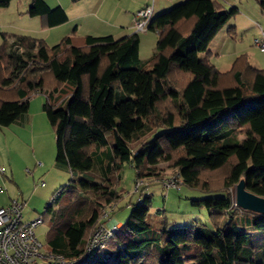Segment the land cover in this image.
<instances>
[{"label": "trees", "instance_id": "1", "mask_svg": "<svg viewBox=\"0 0 264 264\" xmlns=\"http://www.w3.org/2000/svg\"><path fill=\"white\" fill-rule=\"evenodd\" d=\"M12 1L0 0V8ZM255 1L264 13V0ZM223 2L186 0L154 18V5L144 7L152 8L148 31L157 34L146 61L136 32L86 36L82 46L74 37L50 46L33 36L2 34L0 128L27 115L35 96H45L56 162L71 172L58 190V208L39 214L44 221L51 217L47 250L66 260L84 254L103 215L117 208L119 171L128 164L136 184L143 182L142 195L177 174L181 189L222 193L193 201L206 209L211 227L172 230L164 222L154 228L146 194L121 227L126 241L117 234L118 250L95 253L86 264H264V215L235 207L232 193L243 180L246 190L264 198V69L254 68L246 54L226 72L211 63L210 45L239 14ZM26 13L43 18L44 28L68 22L62 7L45 0H32ZM227 31L235 35L234 27ZM143 139L134 152L132 145ZM162 163L171 175L159 169Z\"/></svg>", "mask_w": 264, "mask_h": 264}, {"label": "rangeland", "instance_id": "2", "mask_svg": "<svg viewBox=\"0 0 264 264\" xmlns=\"http://www.w3.org/2000/svg\"><path fill=\"white\" fill-rule=\"evenodd\" d=\"M55 3V0H50V2ZM112 1V6L111 10H113V7L115 6V10L117 9L118 12L121 10L123 11L124 8L128 7L132 3H137L138 0H111ZM142 1V0H140ZM146 0V2L149 5H155V8H158V5L160 3L166 2V0ZM176 1L175 4L171 8H174V6L179 5L186 0H173ZM251 3H254V0H249ZM76 5L81 6L82 4L79 1H75ZM169 3H167L168 5ZM253 4V5H254ZM18 4L14 3L10 10L8 12L5 11V9L0 8V45L2 44V34L7 33V34H18V35H29L33 36L35 38H42V36H47L48 35V30L49 28H44L42 27L40 23V18L38 17H30L27 13L24 14H14L18 13ZM76 6V7H79ZM108 8L109 5H107ZM259 7V5H258ZM29 8V7H28ZM169 8V7H168ZM171 8L167 9L168 11L171 10ZM81 9V8H80ZM28 11V9H26ZM77 11V9H75ZM166 10V12H167ZM5 11V12H4ZM25 11V12H27ZM75 13V11H73ZM165 12V11H164ZM83 13V12H82ZM123 13H125L123 11ZM163 13V12H162ZM102 18L103 22H107L108 24H113V19L111 18V13L108 15L106 13H100L99 15ZM124 16V15H123ZM156 15L153 16V18ZM100 17H98L100 19ZM122 19L124 17H121ZM112 20V21H111ZM260 23L262 21L258 20ZM123 22L124 20L121 21H114L115 25H120L124 26ZM101 24H105L100 22ZM99 24V23H98ZM262 24V23H261ZM110 27V26H108ZM105 28V27H104ZM262 31L260 32V37L262 34ZM264 32V31H263ZM140 35V40L142 42V47L140 50V59L142 61L148 60L152 55L155 53L156 50V43H157V34L154 32L148 31L146 33L139 32ZM60 34L53 35L54 37L50 38L49 43L50 46L56 45L57 41L56 36L58 37ZM144 36V39H143ZM147 36V37H145ZM255 35H250L248 32L239 35L236 43L232 41L231 45L227 48L224 49L223 47L220 50H225L228 55L232 54L233 48L236 47H246L250 46L253 47L254 51L259 53V48L254 45L253 40ZM259 37V38H260ZM120 38V37H116ZM257 39V38H256ZM250 44V45H249ZM257 49V50H256ZM228 50H230L228 52ZM260 54V53H259ZM203 54L200 56L202 57ZM211 62H215V56L211 57ZM228 59L224 56H220V58L216 61L218 68L223 69L224 71L221 72H226L229 70V63H226ZM221 65V66H220ZM264 68V67H263ZM41 100L45 99L46 97L42 96L39 98ZM31 102V101H30ZM42 106V104H41ZM42 108V107H41ZM40 108V109H41ZM45 123H44V129L41 131L42 133V140H44V149L46 153L48 154L50 152L51 160L55 161V152H54V147H55V138L54 134L52 132L51 126L48 122V119L45 116ZM46 126V129H45ZM4 128H0V131H6ZM41 130V127L37 130V133ZM163 130L160 129L158 131L153 132L150 134L148 137L145 139L149 140L152 139L154 136L158 135L161 133ZM26 136V133H24ZM6 136V138H5ZM21 141H18L12 134L6 133V135H0V167L3 168L5 171L8 169L10 170L9 165H12L14 171H15V179L19 184L22 185L23 190L26 193H29L30 189L32 190L36 187L38 188L37 194L42 195L41 191H45L47 188H41L40 184L41 182H45L46 184L49 183V180L53 177L52 175H49L48 178L46 176L47 170L49 168V165L47 163L44 164V166H40L38 164V161L36 160L34 163L31 162L30 157L28 156L26 150H29V144L24 139L23 135H21ZM241 139H244V136H240ZM23 139V140H22ZM145 139H143L140 143L138 144H133L132 148L133 151H138L139 147H141V144L144 143ZM42 140H39L42 142ZM110 144L113 141V137L109 138ZM107 156H108V150L105 149L103 150L102 158L107 161ZM39 165V166H38ZM46 165V166H45ZM36 166V171L33 170L34 167ZM168 166L165 163H162L159 165V169L164 170L163 172L166 173V176L171 175V171L168 170ZM6 168V169H5ZM27 169L34 171V178L32 175L28 174ZM98 171V170H97ZM9 175L11 177V172L9 171ZM96 173V172H95ZM2 174H0V188L2 189H9V186L6 185L4 181L7 180H2L1 177ZM57 182L60 183V186L58 188H62L66 186L70 182V178L66 177V175H59L58 178L54 179ZM61 180V182H60ZM66 180V181H65ZM9 184L10 182L7 181ZM119 184H118V189L117 191L119 192L121 199L117 205L116 210L112 213V218L114 219L115 222H124L128 219V217L131 214L133 205L136 204L140 199L144 198V195L150 194L152 196V205L150 208L149 212V219L151 225H153L154 228L159 229L161 228L164 224L166 223L168 229H183L186 226H191L196 223H202L205 225L210 226L209 223V218H208V213L204 207H198L193 204L194 200H200V199H206V198H211L213 196H223L222 193L218 194H213L209 193L208 191H204L201 189H196L194 187H188V186H183L181 190H176V189H163L161 185H156L151 187L147 193L144 192L143 195L137 190L141 188V185L136 188V172L134 169H132L128 164H125L121 170L119 171ZM13 184V183H12ZM16 184V183H15ZM143 185V183H142ZM137 189V190H136ZM59 190V189H58ZM57 190V191H58ZM231 192V191H230ZM6 192H4L5 194ZM56 192H53L49 199L44 202L42 205L41 210H44L45 205H47L52 198V196ZM233 196L235 198V188L232 190ZM3 194V193H2ZM48 194V193H47ZM28 196V194H27ZM33 205V203L31 204ZM54 208L57 209L58 205H54ZM36 210V209H35ZM108 211V210H107ZM239 215H243V212L238 211L237 212ZM107 214V212H106ZM104 216V215H103ZM106 217L105 219H107ZM103 221V217H102ZM109 223V222H107ZM49 227H50V222H46L44 225H41L37 229V237L38 239L44 244H47V237H48V232H49ZM119 235L122 234L120 231L118 233ZM111 243V241H110Z\"/></svg>", "mask_w": 264, "mask_h": 264}, {"label": "crops", "instance_id": "3", "mask_svg": "<svg viewBox=\"0 0 264 264\" xmlns=\"http://www.w3.org/2000/svg\"><path fill=\"white\" fill-rule=\"evenodd\" d=\"M31 1L32 0H13L10 6L7 9H5V11L8 12L12 7V5L14 3H17L18 4L17 7L19 10L18 13H14V14L17 15H20L21 13L24 14L26 13L25 11H27L26 9H28ZM45 1L51 8L62 7L68 15V22H66L63 25L56 26L54 28H49L48 30L49 33L47 36H42V38H38L45 40L49 45H50L49 39L57 34H60L58 37L56 36L57 41L60 42L65 37H74V44L78 46H82L84 44V39L86 36H94V37L114 36L115 38L116 37L122 38L126 35H130L132 33H135V31L132 28V23L136 12L149 5L146 2V0H142V1L138 0L137 3H132L128 7L124 8L123 11L125 13H123L122 10L120 12H118L117 9L115 10V6L113 7V10H111V6H112L111 0H81L79 1L82 4L81 6L76 5V2L73 0H55V3H53V1L50 2V0H45ZM254 2L255 4L251 3V1L249 0H226V4L223 2V5L225 6L226 9H230L233 6L237 7L239 9V14L233 20L230 21V23L224 28L221 34L212 42V44L209 47V51L211 52L212 56L213 57L215 56V62L214 63L211 62V63L214 66H216L218 70L224 71L223 69L218 68V65L216 63V61L220 58V56H224V58L226 57L228 59L226 63H229L230 65L229 67L231 68L236 58L243 54H246L248 56V60L254 68L259 70L264 69L263 68L264 50L259 49L260 50L259 51L260 54H259L256 51H254L253 47L250 46L236 47V48L232 47L231 50H233V52L230 55H228V53H226L225 50H223L224 46L225 48L229 47L232 44L231 43L232 41L236 43L239 35L248 32L250 35L252 34L255 35L254 39L256 40V38L258 39L260 37L261 30L264 31V13L261 11L260 7H258V4L255 0ZM167 3L169 4L167 5ZM175 3L176 1L166 0V2L160 3L157 9L155 8L154 5V15H158L159 13L166 11L167 9L171 8ZM107 5H109L110 8H108ZM75 9H77V11ZM73 11H75V13ZM100 13H106L108 15L111 13L113 24L110 23L108 24L107 22H103L102 18L99 16ZM98 17H100V19ZM121 17L124 18L122 19ZM39 20L42 27H44V23H45L44 19L40 18ZM116 20L118 21L124 20L125 22H123V25H125V27L120 26L119 24L115 25L114 21ZM258 20L262 21L261 22L262 24ZM100 22L105 24H101ZM229 27L235 28L234 36L228 33L227 30ZM52 34L54 36H52ZM255 40H253V42ZM141 47H142V42L140 44V50ZM222 47L223 49L220 50ZM229 51L230 50H228V52ZM41 97L42 96L38 95L31 100L30 110L27 115L20 118L10 127L4 128L6 131H2V130L0 131V135L1 134L6 135V133L9 132V134H12V136H14L18 141H21L22 138L21 135H23L24 139H26V141L29 144V150H26V152L30 157L31 162L34 163L37 160L38 164L42 167L44 166L45 163H47L49 165V168L46 173L47 178L49 175L53 174V177L49 180V183L48 184L45 183V186L41 187V188H47L45 191H41L42 195L37 194L38 188L36 187L33 190L31 188L29 193L25 194L24 192L25 189L23 190L22 185L19 184L16 180H14L15 171L12 165L10 164L8 165L10 168L9 171L11 172V177L9 175L10 173L8 169L5 171L4 173L5 175L4 174L1 175L2 180H7L11 182L9 184L7 181H4L6 185L9 186V189L5 188L3 189L2 192H0V208L8 206L12 199H19L23 201L25 203L24 212H23L24 221H31L35 219L39 214H42L44 212L46 205L44 210H41L44 202L49 199L50 195L53 192H56L58 189H60L58 188L60 186V183L59 182L56 183L54 179L58 178L59 175H63V174L71 179V172L69 168L66 165L57 163L56 158L55 161L51 160L50 152L47 154L44 149L45 143L44 140H42L41 131L44 129V123H45V117H43L45 116V113L43 111V105L45 104V99L43 100L39 99ZM40 127L41 130L37 133V130ZM24 133H26V136L24 135ZM39 140H42V142ZM54 152L56 157V142H55ZM33 170L36 171V166L34 167ZM27 172L28 174L32 175L33 178L35 177L34 171L27 169ZM4 192L6 193L4 194ZM32 203L33 205H31ZM112 213L113 212L109 213L107 219L103 218V222H110V223L114 222V219L111 217ZM46 222H50V227H49V232H50L51 223H52L50 216H47V219L44 221V224ZM118 223L121 226H123L124 224V222H118ZM49 232H48V237H49ZM116 237H118L121 240V242L126 241V237L123 234L121 235L118 234V236ZM116 237L111 240V243L110 242L108 243L107 250L116 251L119 249ZM44 246L46 249H48L47 244Z\"/></svg>", "mask_w": 264, "mask_h": 264}, {"label": "built area", "instance_id": "4", "mask_svg": "<svg viewBox=\"0 0 264 264\" xmlns=\"http://www.w3.org/2000/svg\"><path fill=\"white\" fill-rule=\"evenodd\" d=\"M152 8L147 7L136 12L132 28L136 33L148 32L151 23ZM254 45L264 49V32L254 41ZM0 173L5 171L0 168ZM165 189L181 190L183 185L180 176L174 175L161 181ZM137 181L136 188L142 185ZM41 187L45 182H41ZM137 190V189H136ZM3 189L0 188V192ZM60 192L57 191L46 207L58 203ZM25 203L19 199H12L6 207L0 208V264H86L95 254L108 249V243L120 232L121 225L117 222L107 223L101 221L89 238L84 254L74 260H66L61 255H56L47 250L37 237V229L44 224V218L38 215L31 221H24ZM235 207L238 206L235 203ZM108 217L104 214L103 218Z\"/></svg>", "mask_w": 264, "mask_h": 264}, {"label": "water", "instance_id": "5", "mask_svg": "<svg viewBox=\"0 0 264 264\" xmlns=\"http://www.w3.org/2000/svg\"><path fill=\"white\" fill-rule=\"evenodd\" d=\"M235 203L245 211L264 215V198L246 190L243 180L235 187Z\"/></svg>", "mask_w": 264, "mask_h": 264}]
</instances>
